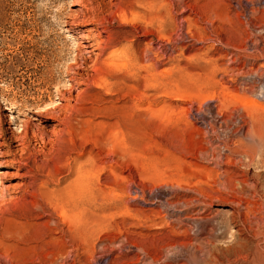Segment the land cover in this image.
<instances>
[{
    "label": "rangeland",
    "instance_id": "1",
    "mask_svg": "<svg viewBox=\"0 0 264 264\" xmlns=\"http://www.w3.org/2000/svg\"><path fill=\"white\" fill-rule=\"evenodd\" d=\"M247 1L0 0V127L23 143L0 138V189L18 199L0 206V264H214L236 230L209 245L194 219L230 215L226 194L185 221L158 201L225 174L256 186L246 199L260 224L248 227L264 249V149L239 147L264 117V0ZM80 167L103 192L101 228L84 238L77 212L66 222V207L38 213L22 199L58 195Z\"/></svg>",
    "mask_w": 264,
    "mask_h": 264
},
{
    "label": "bare ground",
    "instance_id": "2",
    "mask_svg": "<svg viewBox=\"0 0 264 264\" xmlns=\"http://www.w3.org/2000/svg\"><path fill=\"white\" fill-rule=\"evenodd\" d=\"M244 2L246 4H249V5L252 4L250 1H247V0H244ZM78 4H80V2L74 3V5H78ZM150 8L151 9H149V10L152 11V5ZM163 11L164 10L162 8H160L159 10H157L156 13L158 14L159 25L165 29L166 23H165V20L161 17L163 14ZM252 12L254 13V11H252ZM82 14H83V18L87 19L85 13L82 12ZM132 16H135V15L132 14ZM76 18H77V16H76ZM122 18H123V20H122L123 23H127V22L132 21L125 14ZM82 23L87 25V27L89 25H95L96 28L101 26V23H99L97 21H93V23H85L82 20ZM248 24H249V22H248ZM251 26H252V24H251ZM251 31H252V28H251ZM87 32L89 33V35H86L85 38H86V40L87 39L90 40L91 39L90 34H92L93 31L87 30ZM98 45H97V47H98ZM135 62H137V61H135ZM262 66H264V65H262ZM94 71L97 73L98 70H94ZM248 90H250V89H248ZM254 96H256V95L254 94ZM255 101L257 102L258 100H255ZM236 112L238 113V109L236 110ZM233 115H235V114H233ZM253 116L250 115L249 117L253 118ZM257 117H259V116L257 115ZM256 118L251 120L252 123L250 126V130L248 131L247 135L244 137V140L239 142L241 144V145H239L240 148H248L249 147V149H252V151L253 150L256 151V149H258V150L264 149V117L261 118V115H260V117L258 119H256ZM23 127H24V131L26 132V129L28 128V124L24 125ZM0 138L3 139L4 142L8 144L9 147H12L13 143H18L19 146H23L22 139L15 138L14 136L9 137L8 132L4 127H0ZM5 143L3 145H5ZM226 151L228 153H233L231 149H226ZM252 151H251V153H254ZM236 152L238 153V151H236ZM242 155L244 156V154H242ZM247 158L250 159L249 155L247 156ZM21 162H19V163H21ZM247 163H249V162H247ZM246 165L247 164H245V166ZM88 174H89V171L84 170L82 167H80L77 171L78 177H77L76 182H74V184L68 186L65 190L60 191V193H58V195L55 194L54 192H51V193L48 192L47 194H45L43 192L37 193L36 191L35 192L32 191L33 192L32 193V192H29L26 190L23 194L24 196L22 195L23 196L22 199L24 198L26 200L27 198H31L32 201L31 202L29 201V202L31 203L32 208L35 209L34 211L38 212V213H45L46 207L54 208L58 204L66 207L65 210H64V208L61 210L62 212L64 210L63 213H64V218H66V220H65L66 222H67V217H68L67 213H65L66 209L73 211V212H70L73 215L77 212V214H75L76 218H73V216H72L73 219H76V221L79 225V230H78L79 235H77V236H81L84 238L85 233L88 230L87 227L91 223L94 224V227L96 228V232L98 233L100 228H101V226H100V219H101L100 216L101 215L100 214H101V209H102V206H101L102 202L101 201H102L103 192L100 188L95 187V185L91 183L90 179L88 178ZM225 175L223 176L225 178V179L223 178L224 181L222 183L219 182V184H222V186L224 185L223 189H222V186H220V185H217V186H219V188H213V186H212L209 189L208 188L206 189L203 187H196V185H193V187L192 186L191 187H184L185 189H181L182 188L181 186L174 188V186L172 185L171 187L168 186L169 188L168 187L167 188H168V190H170L169 193H171L172 195L180 196V199H178L179 200L178 203L177 202L172 203V202H169L167 200L164 202L158 201V203L161 205L162 209H164L163 211H165V213H166V215H165L166 218H170L169 212H175L176 211L178 214L177 218L182 220V221H185L186 219H194V218L187 216V214L189 212L193 211L194 209L203 208L202 214L209 212L212 209V203L215 200H217V198H220V197H217V195H216L217 193H222L224 195L226 194V196L228 198L226 197L227 199H225V201H228V203H230L232 210H233L232 213H230V215H228V213L227 214L217 213L214 216H206L204 218H195L194 219V220H196V223H198L197 224L198 229L196 230L197 233L199 235H203V236L207 235V242L209 245H213L214 240H216V241L218 240L221 242L220 239H223V237L225 235H227L231 230H233V229L236 230L237 237L235 238V241H233L232 244H230L226 247H222L219 249L215 248L214 250H212L210 252L209 258L211 259L212 262H214V264H264V249H261V247L256 245L255 242H256L258 237L252 236L250 234V227H248V224L250 223L249 221L253 218L256 219L257 210H255L254 207L252 206L253 202H251L249 200V198L246 199V197L253 196L257 193L256 186L253 189H251L245 184V182H241L239 180H237L236 183L234 182L236 180H233V182H234L233 183L231 180L232 177L229 176V179H228V177L226 178ZM27 176L30 177L31 175H29V173H28ZM178 182H179V180H178ZM178 182H176V183H178ZM214 183L216 185L215 181H214ZM215 185H214V187H215ZM32 186H33V184H30V187H32ZM251 191H253L252 195L250 194ZM140 192H141V195H138L137 199H141L142 202H146L145 201V192H143V191H140ZM5 193L3 191H1V189H0V206H3V204L18 200V199H15L13 197H11V199L10 198L7 199L8 194H5ZM222 200H224V199L222 198ZM242 205L245 206L243 208L245 210H242V208H241ZM91 207H93L92 210H90ZM66 212H68V211H66ZM162 218L163 217L160 218L161 221H162ZM152 222L155 223L156 221L155 222L152 221ZM255 222L257 223V225L260 224L258 218L255 220ZM77 223H75V224H77ZM141 224H143V223H141ZM207 226H211V228H210L211 232L210 233L207 232ZM76 229H78V228H76ZM75 234H76V232H75ZM260 234L261 235H258V236H262L263 242H264V234L261 232H260ZM188 246H189V249L193 250L194 252H196L198 249V248H195V246L192 249L191 248V247H193L192 243H189ZM183 251H184V249H183Z\"/></svg>",
    "mask_w": 264,
    "mask_h": 264
}]
</instances>
